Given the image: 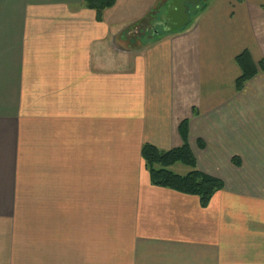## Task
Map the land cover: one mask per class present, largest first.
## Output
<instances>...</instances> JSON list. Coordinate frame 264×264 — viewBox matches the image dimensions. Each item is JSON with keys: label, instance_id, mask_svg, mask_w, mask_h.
<instances>
[{"label": "crops", "instance_id": "obj_1", "mask_svg": "<svg viewBox=\"0 0 264 264\" xmlns=\"http://www.w3.org/2000/svg\"><path fill=\"white\" fill-rule=\"evenodd\" d=\"M165 1L98 20L83 0H0V264H264V70L235 87L237 55L264 63V0H206L140 39ZM184 120L223 183L205 206L141 156L180 146Z\"/></svg>", "mask_w": 264, "mask_h": 264}, {"label": "trees", "instance_id": "obj_2", "mask_svg": "<svg viewBox=\"0 0 264 264\" xmlns=\"http://www.w3.org/2000/svg\"><path fill=\"white\" fill-rule=\"evenodd\" d=\"M114 3L115 0H83V6L94 10L98 20H101L103 11L112 7ZM129 30L131 29L128 28L127 31ZM236 63L241 70V74L235 81L236 90H240L258 70H264V63L254 64L247 51L236 56ZM179 129L183 139L180 146L160 150L150 143H144L141 147L142 159L153 185L184 194L196 195L199 197L200 204L205 206L211 196L222 189L223 183L219 178L205 174L196 168V159L186 140L187 125L185 120L181 122ZM176 163L186 165L189 170L185 174L173 172L169 167Z\"/></svg>", "mask_w": 264, "mask_h": 264}, {"label": "rangeland", "instance_id": "obj_3", "mask_svg": "<svg viewBox=\"0 0 264 264\" xmlns=\"http://www.w3.org/2000/svg\"><path fill=\"white\" fill-rule=\"evenodd\" d=\"M205 2L206 0H166L162 8V12L165 15V17L163 18V22H160L158 26L154 27V30L147 29L146 33L143 32L144 34L140 35V39L150 38L152 34L155 36H159L160 33H162L166 29L171 31L182 29L186 26L187 23L193 20V17L199 12V8H201ZM152 31L154 32L152 33ZM155 31L157 34H154ZM134 34L135 33L131 34V40H133L132 42H135L134 44H136L137 40L135 39ZM169 169L178 174H185L189 170V167L181 163H176L169 167ZM18 216L24 218H41L42 209H20L18 210Z\"/></svg>", "mask_w": 264, "mask_h": 264}]
</instances>
